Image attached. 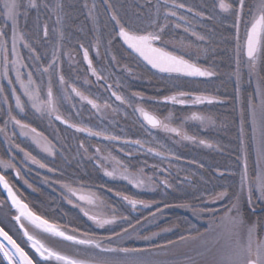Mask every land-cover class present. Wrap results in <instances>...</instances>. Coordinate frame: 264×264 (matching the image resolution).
<instances>
[{"label":"snow or ice","instance_id":"obj_1","mask_svg":"<svg viewBox=\"0 0 264 264\" xmlns=\"http://www.w3.org/2000/svg\"><path fill=\"white\" fill-rule=\"evenodd\" d=\"M107 2V0H105ZM150 3V0H149ZM169 0H157L155 12L151 13L144 27H136L126 25L113 14L111 19L115 21L118 26V32L116 35L122 41V44L126 46L125 51L130 50L129 55L134 54L135 58L143 61L146 65H149L151 69L156 70L160 74H168V77L172 79H178L179 77H211L216 73L198 66V64L192 62L191 59H186L183 54H178L175 41L172 37L173 29H180L183 27L185 33H190L198 41H205L207 37L199 32L193 31L190 27H186L181 23L171 22L170 17H175L179 21H184L185 24L190 25L191 21L183 15H178L174 9H184L186 5L184 3H177L176 0H172V7L168 8ZM88 7L87 4L84 5ZM111 7V5H109ZM21 8L24 9L21 12ZM35 9L39 14L41 9L55 16V24L61 25L64 17V5L62 0H27L24 3L23 0H0V17L3 18L4 26L0 27V63L3 64V71L0 72V77L7 79L8 83L12 85L14 82L9 77L8 64L13 66V70L16 73L15 83H18L23 95L27 97V101H22L20 95L17 94L15 87L12 88V96L15 98V108L19 109L21 113L26 111V108L30 104L37 113L47 114L49 117L55 115V119L62 123L68 124L69 127L75 128L78 132H87L90 136L103 135L101 132H95L91 128H84L75 124L69 123L61 114L57 107L56 101L53 98V91L51 81L47 85L46 97L42 96L41 84L43 79L41 75V82L38 84L33 78V73L27 74V81L22 77L20 72V62L23 59L18 50V45L23 43L24 48L28 49L29 53H34L35 49L26 39V33L23 32L19 25L21 16L24 21H27L29 11ZM161 9H165L163 14V22H161ZM188 12H193V8L188 7ZM91 15V13H89ZM195 16L201 20L217 21L222 25H227L234 29V55H235V71L236 77V91L240 92L241 81V69H247V76L249 81L255 76L257 78L256 88L254 92L248 93L243 101L244 107L241 111V127H240V140L242 145V167L239 173L228 171V175H239L238 191L229 194L228 189H223L219 192L208 193L207 196L201 195L194 199H199L201 204L206 206L184 202L180 207L189 209L192 215L197 219H207V226L204 231H200L195 225H192V231L187 235H181L180 241H192L198 243L199 247L203 251L197 252L198 257H204L207 252L211 251L213 247L216 248V254L212 257V264H264V219L257 217L256 219L249 221L245 215L244 204L246 203L248 209L252 212L253 216H256L255 203L257 201L264 202V0H212L209 11H195ZM231 21L229 24L228 22ZM11 30V55L16 59L9 60L8 49V32L5 30L9 27ZM243 25V33L241 26ZM54 32L59 31L54 27ZM44 36H48L47 25L44 27ZM60 38L63 39V33L60 32ZM172 45L169 50V45ZM183 46V41H181ZM191 46L190 44L188 45ZM55 59H58V53H53ZM32 59V56H29ZM36 60H40L39 55L35 56ZM84 59L88 61V67L92 71L93 75L97 76V79H102L96 69L92 67V62L88 57V51H84ZM115 61V57L112 58ZM52 67L50 64L43 69V73H48ZM60 83H65L64 77L60 76ZM4 92L3 86H0V93ZM77 96L81 100L87 101L93 108H99V105L94 99H90L81 93L75 87L72 88ZM116 100L122 104H127L129 107H133L135 112H139L143 120L153 129L159 128L167 133H174L180 136L182 140L191 141L193 143L198 142L205 147L212 148L213 145L195 136H190L186 132H181L180 129L172 127L170 123H165L156 118V116L150 114L141 106H135L134 102L130 99H126L124 96L118 95L116 92L112 93ZM133 97H139L143 99L140 93H132ZM179 97V98H178ZM188 99H181V98ZM5 103L8 102V98H4ZM166 102L173 104H186L191 101L193 104H212L215 100L214 97H207L203 95H197L192 97L190 93L178 92L175 95L165 96ZM247 113L249 117V133L248 142L254 145L255 159L252 164L251 171L249 170V162L247 157V147L245 137V119L244 115ZM8 119L5 121L14 123L20 129V134L28 136L31 134L33 142L41 149V151L48 155H53V145L51 141H47V137H44L42 133L38 132L36 128L31 127L28 123L22 122L17 116L12 114V108L9 106L7 112ZM171 114L166 119L170 120ZM188 119L199 121L202 125L212 124V118L210 116H204L201 114L193 113ZM10 139V137H7ZM105 139L117 140L119 137L105 136ZM45 143H41V141ZM131 143L144 147L140 140L131 141ZM21 152L24 153L26 159L31 160L33 164H37L40 168H45L47 165L38 160L30 152H26L23 148H20L19 144L16 145ZM83 147V145H81ZM100 149H97L99 153ZM149 153H154L156 156H162L163 154L156 151L153 148H148ZM111 155V154H109ZM104 159H107L105 157ZM179 159V157H176ZM0 165L5 168H15L13 164L7 161H0ZM201 168L203 164L199 165ZM155 169L156 166H153ZM53 171V169H49ZM163 171V170H161ZM219 171V170H218ZM16 175H20L19 169H16ZM105 175L116 178L117 171L113 169L108 171L105 169ZM221 177L225 176V172H219ZM121 179L127 180L129 184L136 188H144L148 186L151 190H155L152 187V177H148V184L146 185L144 179V172L141 168L138 173L129 172L125 166L123 172L120 174ZM27 183V181H25ZM164 188H171L173 185L169 183L167 179L159 181ZM0 185L3 186L7 192V199L11 201V206L16 210L17 215L14 219L20 224V228L23 233V237H26L24 241L25 245L29 247L33 254L30 255L29 251L25 250L21 244L9 235L4 228L0 227V254H2L3 260L7 261V264H151V261L144 259L121 261L117 259H108L102 257V253H123L125 255L129 253H139L150 251L151 248H167L168 246L176 243L169 240L167 245L153 244L149 249H136L127 247H111L114 238H123L125 235H130L129 228L134 226L129 221V228H122L120 232H116L114 229H110L111 235L97 236L95 232L84 231L80 233L78 237L75 233L77 228L68 230L62 229L58 224L50 223L48 219L43 218L33 212L27 203L17 196V193L13 190L8 179L5 175L0 174ZM31 187V185H29ZM63 187L67 190L70 197H76V200L82 203H75L74 206L78 207L88 220L92 221L98 228L104 229L106 226L115 225L117 220L128 221V217L123 214H115V209L112 210L113 214L108 215L101 211L102 207H107L103 201L97 205L98 197L94 194H77V190L69 184H64ZM117 195H121L117 193ZM123 201L130 205L131 210H137L138 205L143 208H150L151 202L136 199L129 195H121ZM69 203H74L71 198ZM170 205L165 204V207ZM160 209L157 208V212ZM155 219V213H150ZM22 219L28 221L35 228L40 229L43 233H46L54 238H59L61 241L70 242L72 245L77 246L78 252L85 251L88 253L87 258H79L78 255H69L61 252L55 248L47 246L43 243L35 234L30 233L22 223ZM140 221L137 220V224ZM170 229H164L169 231ZM159 233H153L151 236H144L142 239L151 241ZM82 237V238H80ZM3 241H6L5 244ZM218 246V247H217ZM185 259L189 261V264H196L192 256H186Z\"/></svg>","mask_w":264,"mask_h":264},{"label":"rangeland","instance_id":"obj_2","mask_svg":"<svg viewBox=\"0 0 264 264\" xmlns=\"http://www.w3.org/2000/svg\"><path fill=\"white\" fill-rule=\"evenodd\" d=\"M23 2L27 3V0H23ZM62 2L64 5V17L61 25H56L55 16L43 9H41L39 14L35 9L29 11L26 22L24 21L23 16H21L19 27L23 32L27 34L26 39L35 49V52L29 53L28 49L24 48L23 43H20L18 45V50L21 57H23L20 63L27 66H17L20 67V72L23 74L22 78L25 81H27V74L29 72H32L33 78L39 84L41 82V75L43 74V83L41 84L42 96L46 97L47 85L49 83V80L51 81L53 98L56 101L57 107L59 109V114L67 119L69 123L84 128H91L95 132L103 133V135L91 137L111 136L113 133L111 131L112 124L110 122L113 118L116 117L117 110L115 109L112 100L108 99L109 97L106 93L107 91L101 89L99 93L93 92L96 91V89H100L97 76L93 75L92 71L90 70H88V72L79 70L80 66L83 67L86 64V60L84 59V51H88V57L91 60L92 65L96 66L97 73L107 79H110L106 71L110 67L109 64L113 66L116 65V62L112 59L113 57L116 58L112 45L114 43L113 39L115 40V38H117V35L115 33V36L112 35L111 37H108L104 33L110 32L112 34V32L107 27L111 23L115 26V30H118V26L116 25L115 21L111 19L112 15L115 14L121 20V22L125 23L126 25L142 28L146 25L148 16L151 13L155 12L154 6L157 4V0H150V3L149 0H107V2H105V0H62ZM160 2L162 3V0H160ZM176 2L179 1L176 0ZM85 4H87L88 7H85ZM109 5H111V7H109ZM167 7H172V0H169V4ZM174 10L177 11L178 15H183L188 20H190L191 24L187 25L184 23V21H179L175 17H170V27L171 22H176L181 23L186 27H190L193 31H200V25L198 24L199 17L195 16V11H198V9L195 11L193 10V12L186 11L187 8ZM23 11L24 9L21 8V12ZM164 11L165 9H161V22H163ZM89 13H91V15ZM192 13H194V15ZM228 23L230 24L231 21H229ZM45 25H47L48 28L47 37L44 36ZM3 26V18L0 17V27ZM54 27L59 31L54 32ZM68 27L73 28V34L67 32ZM5 30L8 32L9 60L16 59V57H13L11 55L10 23L9 27ZM241 31L243 33V25L241 26ZM60 32L63 33V39L60 38ZM70 34L71 37L69 38ZM172 37L175 41L178 54H183L186 59H191L192 62L198 64L200 61V50L203 47L201 45L206 41L196 40V38L190 33H185L183 31V27L180 29H173ZM40 38L43 40H49L51 45L50 53H37L36 46ZM68 39H70L71 41H69ZM73 39L76 40L75 43H71ZM117 40L119 39L117 38ZM181 41H183V46L181 45ZM78 42H80V46L79 50L76 51V45L78 44ZM189 44L191 45L190 47L188 46ZM171 48L172 45L170 44L169 50H171ZM54 52H57L59 56L58 59H55V63H53ZM30 55L32 56V59H29ZM36 55H39L41 59L36 60ZM126 57L127 55H125V58ZM50 64H52V67L49 69V72L43 73V69L48 67ZM63 65H66V67L69 68H74L71 77H68L67 70L69 69H65L64 71ZM7 67L9 69L8 75L14 83L10 85L7 79L0 77V86H3L4 88V92L0 93V161L10 162L15 166V168H5L0 165V173H11L13 169H19L20 176L27 181V183L24 184L26 190L28 189L29 191H31V188H33L32 186L29 187V178H27V176L31 175L34 182L36 181L38 187L42 188L43 190L52 192V194L57 196L65 206L81 212L78 207L74 206V204L82 202L77 201L76 197L74 196H69V193L63 187L64 184L59 180V176L52 174V172L46 168H40L37 164H33L31 160L26 159L24 153L16 147V145L19 144L20 148H23L26 152H30L40 161L44 158L53 161L57 155H61V148H59L60 142L57 139L58 133L54 132L58 129L57 121L54 119L55 115L49 117L46 113H37L30 104L28 105L24 113H21L19 109H16L15 98L12 96V88H16L17 94L20 95L22 101L26 102L27 97L23 95L19 84L15 83L16 73L13 70V66L9 63ZM235 67L236 65L234 62V64L230 65L229 70H222L223 80L225 82L224 84H229V81H233L236 85V77L233 74L235 71ZM215 68L216 67L210 66L207 69L214 72ZM149 70L152 73L154 72L151 69ZM2 71L3 64L0 63V72ZM116 73L118 75L124 73L125 76L132 78L134 77L133 75L137 72L134 68L130 70L126 67H121L116 71ZM116 73H113L115 76L112 77H116L118 79ZM154 73L166 76V74H160L157 72ZM60 76L64 77L65 83L63 85L60 83ZM210 78H213V76L207 77V79ZM256 83L257 78L253 76L251 78V81H249V78L247 76V69L242 68L240 92L238 93L239 100L237 101L238 108L233 113L236 116V120H234V125L232 126L230 131L231 133L225 130L226 126L220 124L217 116L218 111L215 110L214 106L211 107V105L209 104L204 108V105L201 104V106L200 104H193L190 100L188 103L181 105L166 102L164 99L152 100L144 97L143 99H140L139 97L136 98V106L143 107L146 111L156 116V118H158L159 120L164 121L165 123H170L172 127L180 129L182 133L186 132L190 136H195L197 138V141L199 139H204L210 142L213 145L212 148L205 147L198 142L193 143L191 141L182 140L180 136H177L174 133L164 132L159 128L153 129L142 121L139 112H136V115L137 118L151 130V132H153V130H156L155 132L157 134H160L161 137L163 136L167 147H159L156 144L155 147L152 148L156 151H159L158 148L165 149L166 153H164V158L179 157L183 158L184 161H187L188 159V162L192 161L191 163L194 164V158H197L199 163H203L204 161L206 162L205 158H209V155L214 156L219 153H228L234 155V157L236 156V158L242 157V145L240 140L241 111L244 107L243 101L245 96L248 93L254 92ZM73 87L78 89L88 98L94 99L99 105V108H93L90 104L87 103V101L81 100L79 96L72 92ZM202 91H205L203 96L215 97L213 86H206L205 90H203L202 87L201 92ZM116 93L118 95L120 94L118 90ZM90 94H92L94 97ZM191 96L195 97L197 95ZM5 97L8 98L7 103H5ZM181 99L188 98L185 97ZM160 104H168V108L165 109L163 107H160ZM192 104L195 105L192 106V109L196 110H193L192 112H190V114H187L183 117L175 115V113H186V111H188V107H190V105ZM116 105L121 113H123L122 109L126 110L124 104H122L118 100L116 101ZM177 105L180 107L179 110L174 109V106ZM9 106H11L12 108L13 115L17 116L18 119H21L22 122L28 123L31 127L35 128V126L31 125L33 119H39L41 123H43L44 126L42 131L44 132H40L39 129H37V131L42 133L44 137H47V141H51V145L54 146L53 155H48L47 153L41 151V149L33 142L31 134L28 136L21 135L19 127H17L14 123L8 122L7 125L5 124V121L8 119L7 112ZM193 113L201 114L206 117L210 116L214 123L202 125L199 121L188 119V117H190ZM169 114H171L170 120L166 119L169 117ZM244 119V139L246 141L247 147L249 170L251 171L252 164L255 159V149L254 145L248 142L249 117L247 113H245ZM229 130L230 129H228V131ZM55 133L56 135H54ZM47 134L50 136L48 137ZM7 137H10V139H8ZM41 143H45V141L42 140ZM139 149L142 150L143 148L140 147ZM193 150L199 151L200 154L196 153ZM223 159H226V161L224 160L221 166L219 165V168L222 167L221 169L224 170L227 176V183H224L222 188L221 186H219L218 191L226 188L231 195L232 193L238 191L239 175H228L227 172L232 171L235 173H239L242 167V159H237V166L232 165V163L230 162L231 160H229L230 158L223 157ZM185 163L187 162H184V168L186 166ZM191 165H189L188 169L192 167ZM120 166H122L123 169L126 166L129 172L138 173L140 170H134L130 165L126 163H120ZM109 168L111 169L108 171L116 169V177H120V174L123 172V169H118V166L116 168L114 166L108 167V169ZM143 172L144 179L147 185L149 183L147 178L149 176L152 177V175H150L149 172H146L145 169H143ZM72 187L77 190L78 195L94 194L95 197L99 198L97 200V205L100 204V201H103L104 204L107 205V207H102L100 210L107 213L108 215L113 214L112 210L114 208L108 205L105 200L101 199L100 195L93 189L83 186ZM131 187L133 190L139 193L144 192L146 194H155L157 192V188L153 184L152 187H154L155 190H151V188L148 186H145L144 188H136L132 185ZM69 198H71L74 203H69ZM192 204L200 205L201 207L206 206L205 204L201 203ZM254 206L256 216H253L252 212L248 209L247 204H244V211L247 219L249 221H252L257 217L264 219V202L257 201ZM178 207L181 209L182 215H172L171 210L173 208L168 207L160 209L159 212H155V219H153V217L149 215L146 219L141 220L139 224H137V222L133 223L130 221L134 226L133 228H129V220L121 221L119 219L117 220V223L115 225L106 226L107 230H109V233H111L110 229H114L116 232H120L122 228H129L130 235H125L122 239L114 238L113 244L110 245L111 247L119 246L136 249H149L153 244L167 245L169 240L176 242L173 245L168 246L167 248H151L150 251L129 253L127 255L123 253H102L100 255L104 258L117 259L121 261L144 259L151 261V264H189V261H187L185 257L192 256L196 264H212V257L216 254L215 247H213L211 251L207 252L204 257H198L197 252L203 251V249L199 247L198 243H193L192 241L182 242L179 240V237L181 235L187 236L192 231V225H195L200 231H204V228L207 226V219L204 218L201 220H197L192 215L189 209H185L180 206ZM116 211L117 210H115V214ZM86 224L88 225L89 231L91 232H93L94 229L98 228L90 220H88ZM66 229L71 232V229ZM99 229L101 230V228ZM164 229L170 230L164 231ZM153 233H159V235L155 236L151 241L142 239V237L151 236ZM75 234L78 237L80 236V232H76ZM41 241L53 248H64L68 251L69 255H78L79 258L88 257L87 252L82 250L78 252L77 246L63 241V244H59V239H52L48 237V235H42ZM1 259L3 260V257H1ZM3 261L4 263H7V261Z\"/></svg>","mask_w":264,"mask_h":264},{"label":"trees","instance_id":"obj_3","mask_svg":"<svg viewBox=\"0 0 264 264\" xmlns=\"http://www.w3.org/2000/svg\"><path fill=\"white\" fill-rule=\"evenodd\" d=\"M177 1H179L177 3H184L186 5L185 8L191 7L194 11L198 9L199 0ZM107 27L112 34L107 32L104 33L105 35L111 37L116 33V28L112 23ZM67 32L73 34V28L68 27ZM68 40L71 41L70 39ZM113 41L114 43L112 46L116 56V65L113 66L109 64L110 67L107 69L106 73L110 79L103 76L102 79H97L100 89H96V91L93 92L99 93V91L103 89L107 91L106 93L109 97L107 98L112 100L117 113L116 117L110 122L112 124L111 131L113 133L111 136L119 137V139L110 140L105 139V137H86L57 125L58 129L54 132L58 133L57 139L60 142L59 148H61V155H57L53 161L44 158L41 162L47 165V167H45L46 169H53V171H51L52 174L59 176L61 183L93 189L100 195L101 199L105 200L108 205L117 210V215L124 214V216H127L128 220L133 223L137 222V220L141 221L146 219L150 213L157 212V208H168L165 207V204L173 208L171 210L172 215H182L181 209L178 207L179 205L184 202L201 203L199 199L194 198L201 195L207 196V194L211 192H219L218 187L221 186L222 188L224 183H227L226 174L224 177L219 175V172H224V170L221 169L222 167L219 168V165L221 166L222 162L224 160L226 161V159L217 158L216 155H214L215 157L209 155V158H205L206 162L199 163L198 159L194 158V164H192V161L188 162V159L184 161L183 158H164L166 150L162 148H158L163 154L162 156L149 153L147 151L148 148H154L156 144L159 147H167L163 136L161 137L160 134H157L155 132L156 130L151 132V130L137 118L133 107L124 104L126 110L122 109L123 113H121L116 105L117 100L111 93L114 91L117 92L118 90L120 93L119 95L132 100L135 107L137 104V97H133L132 93H140L142 97L152 100L164 99L165 96L175 95L181 91L190 93L191 95H199L203 92H201V81L189 80L182 77L172 79L168 77V75L164 76L154 72L152 73L137 58L133 55H129V52L125 51L117 38H115V40L113 39ZM75 42L76 40L73 39L71 43ZM50 46L49 40L40 38L36 46L37 53H50ZM76 46L77 51L79 50L80 42H78ZM125 55H127V59ZM92 67L96 69L95 65H92ZM121 67H126L130 70L134 68L137 73H135L132 78L125 76L124 73L118 75L116 71ZM65 69H69L67 70L68 77H71L74 68L63 65V70L65 71ZM79 70L88 72L90 69L88 65L85 64L83 67L80 66ZM113 73H116L118 79L112 77L115 76ZM90 95L93 96L92 94ZM160 107L167 109L168 104H160ZM174 107L175 110L180 109L179 106ZM193 110L196 109L188 108L186 113H175V115L183 117L190 114ZM232 116L234 117V114H232ZM31 125L39 129L40 132H44L42 131L44 125L39 119H33ZM56 133L54 135H56ZM49 136L50 135H48V137ZM135 140H140L143 145L148 148L143 147V149L140 150L139 145L131 143V141ZM81 145H83V147H81ZM97 149H100L99 153ZM193 151L200 154L199 151ZM105 157H107V159H104ZM229 160H231L230 162L233 166H237V158H230ZM184 162H187L185 163V168ZM120 163H126L134 170L142 168L145 169L146 172H149L155 182L153 185L157 188V192L155 194L139 193L133 190L131 187L132 185L124 179L119 177L111 178L105 175V169H111H108V167L114 166L116 168L118 166V169H123ZM200 164H203L204 167L201 168L199 166ZM189 165L192 167L188 169ZM153 166H156V168L154 169ZM27 178H29V184L33 188H31V191L28 189L26 190L24 187L26 180H24V183L20 185L19 188L20 196L35 213L61 226L70 229L77 228V232L82 233L84 231H89L88 225L86 224L88 218L84 216L83 213L65 206L57 196L52 194V192L38 187L31 175L27 176ZM163 179H167L173 187L164 188V186L159 183V181ZM117 193L151 202V207L143 208L138 205L137 210L133 211L130 205L123 201L121 195H117ZM93 232H95L97 236L111 235L107 227L101 230L99 228L94 229Z\"/></svg>","mask_w":264,"mask_h":264},{"label":"flooded vegetation","instance_id":"obj_4","mask_svg":"<svg viewBox=\"0 0 264 264\" xmlns=\"http://www.w3.org/2000/svg\"><path fill=\"white\" fill-rule=\"evenodd\" d=\"M212 3V0H199L198 1V11H209L210 5ZM187 11V10H186ZM194 15V13H192ZM200 27H199V33L202 35H205L207 39L206 42L202 43L201 46H203L200 50V61L198 63V66L207 69L208 67H216L214 69V72L216 73L213 78L207 79V77H203V79L197 80L201 81V85L203 87V90H205L206 86L214 87L215 92V100L211 105V107L214 106L215 110L218 111V120L220 124H223V126H226L227 132L231 133V128L234 125V120H236V116L234 114V117L232 114L234 111L237 110V101L238 99V92L236 91V85L233 81H229V84H224L222 70L226 71L229 70L230 65L234 64L235 62V55H234V40H233V34L234 29L230 28L227 25H222L217 21L212 20H201L199 18L198 21ZM228 38H225V37ZM218 70V71H217ZM190 80V79H189ZM205 92V91H204ZM204 92L201 95H204ZM217 92V94H216ZM201 105V104H200ZM204 105V108L208 105L207 103L202 104ZM201 105V106H202ZM178 106V105H177ZM190 105L188 108H193ZM236 113V112H235ZM63 128L70 129L74 131L78 135L91 137L89 134L85 132H78L75 128L69 127L68 124H61L58 123ZM228 129H230L228 131ZM217 158H236L234 155L226 154V153H219L216 154ZM2 174V173H1ZM8 179L10 185L13 187L14 191L17 194H20L19 188L20 185H22L24 182V178L20 175H16V170H12L11 173L3 174ZM16 213L9 207L5 197L1 193L0 190V227L4 228L5 231L9 233V235H12L13 238L17 241V243L21 244L22 247H25L26 251H29L30 255L33 254L31 249L27 247L24 243L26 240L25 237H23L22 230L20 228V224L16 222L14 219V216ZM22 223H24L25 227L28 229L30 233L35 234L39 239H42V232L38 231L37 229L31 227L28 225L25 220L22 219ZM48 237L57 240V238H54L52 236ZM40 239V240H41ZM58 243L63 244V242L60 240ZM49 246L48 244H46ZM51 247V246H50ZM65 247V246H63ZM53 248V247H52ZM55 249L68 254V251L64 248H58L54 247ZM2 254H0V264H7L4 263V261L1 259ZM2 260V262H1Z\"/></svg>","mask_w":264,"mask_h":264},{"label":"water","instance_id":"obj_5","mask_svg":"<svg viewBox=\"0 0 264 264\" xmlns=\"http://www.w3.org/2000/svg\"><path fill=\"white\" fill-rule=\"evenodd\" d=\"M119 30V29H118ZM118 30H117V32H118ZM116 32V33H117ZM118 37V36H117ZM118 39L120 40V38L118 37ZM120 42L122 43V41L120 40ZM123 45V44H122ZM124 46V45H123ZM124 48H126V46H124ZM128 52H130V50H128ZM134 55V54H133ZM135 56V55H134ZM141 61V60H140ZM143 64H145L143 61H141ZM87 64H88V61H87ZM146 65V64H145ZM149 69H151V67L149 66V65H146ZM151 70H153L154 72H156V70H154V69H151ZM158 73V72H157ZM184 78H187V79H192V80H200V79H203V77H184ZM169 103H171V102H169ZM151 114V113H150ZM153 115V114H152ZM54 119H55V116H54ZM141 119H142V121L146 124V125H148L144 120H143V118L141 117ZM158 119V118H157ZM56 120V119H55ZM56 121H58L59 123H62L61 121H59V120H56ZM62 124H65V123H62ZM149 126V125H148ZM1 174V173H0ZM0 190H1V193L3 194V196L5 197V199H6V201H7V203H8V205H9V207L16 213V210L14 209V208H12V206H11V201L10 200H8L7 199V192L4 190V188H3V186L2 185H0ZM14 190V189H13ZM17 196H18V194H17ZM19 197V196H18ZM20 198V197H19ZM21 199V198H20ZM16 215H17V213H16ZM25 222L28 224V225H30L31 227H33V228H35V226H33V225H31L28 221H26L25 220ZM50 222V221H49ZM50 223H53V222H50ZM61 227V226H60ZM62 229H64V230H66L65 228H63V227H61ZM35 229H37V228H35ZM38 231H40V232H42L40 229H37ZM43 233V232H42ZM43 234H46V233H43ZM46 235H48V234H46ZM50 236V235H49ZM26 238V237H25ZM2 237H0V241H2ZM57 239H59V238H57ZM60 240V239H59ZM5 244H7V242L6 241H3ZM63 242H65V241H63ZM68 243H70V242H68Z\"/></svg>","mask_w":264,"mask_h":264}]
</instances>
